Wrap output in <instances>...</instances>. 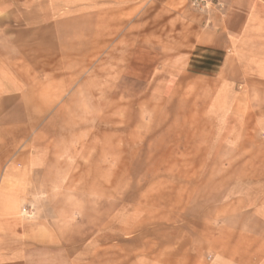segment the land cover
Masks as SVG:
<instances>
[{
  "label": "rangeland",
  "instance_id": "rangeland-1",
  "mask_svg": "<svg viewBox=\"0 0 264 264\" xmlns=\"http://www.w3.org/2000/svg\"><path fill=\"white\" fill-rule=\"evenodd\" d=\"M0 264H264V0H0Z\"/></svg>",
  "mask_w": 264,
  "mask_h": 264
}]
</instances>
